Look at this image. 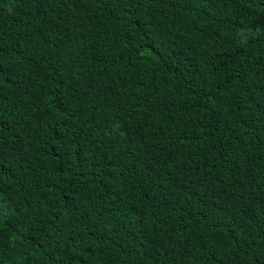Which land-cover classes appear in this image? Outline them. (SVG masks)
<instances>
[{"label":"trees","instance_id":"16d2710c","mask_svg":"<svg viewBox=\"0 0 264 264\" xmlns=\"http://www.w3.org/2000/svg\"><path fill=\"white\" fill-rule=\"evenodd\" d=\"M0 264H264V0H0Z\"/></svg>","mask_w":264,"mask_h":264},{"label":"rangeland","instance_id":"374dc122","mask_svg":"<svg viewBox=\"0 0 264 264\" xmlns=\"http://www.w3.org/2000/svg\"><path fill=\"white\" fill-rule=\"evenodd\" d=\"M19 202H17V207H16V209H15V213L16 214H19L20 213V207H19ZM30 225V224H29ZM11 230V237H14L15 236V234L13 233L15 230H18V232H21V230H23V225H19V226H16V227H14V228H12V229H10ZM17 232V231H16ZM33 239L35 240V241H37V239L35 238V236H33Z\"/></svg>","mask_w":264,"mask_h":264}]
</instances>
